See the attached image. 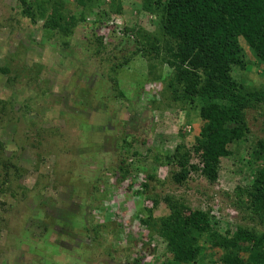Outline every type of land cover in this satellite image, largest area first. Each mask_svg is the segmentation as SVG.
I'll use <instances>...</instances> for the list:
<instances>
[{
    "label": "rangeland",
    "instance_id": "obj_1",
    "mask_svg": "<svg viewBox=\"0 0 264 264\" xmlns=\"http://www.w3.org/2000/svg\"><path fill=\"white\" fill-rule=\"evenodd\" d=\"M113 1L118 2L102 0L96 16H88L70 40L61 42L42 29L43 22L26 18L18 0H0V70L8 71L0 72V160H8L11 180L9 189H0V264L169 262L164 242L150 239L138 222L145 204L134 191L147 176L156 180L151 186L160 201L153 217L167 215L162 199L168 195L192 209H210L212 227L222 236H232L238 227L264 233L261 223L233 209L230 198L236 187L250 188L264 167L251 162L255 143L264 141V107L247 111L249 134L227 147L232 155L219 160L216 184L192 173L183 186L173 185L168 178L173 167L164 158L181 148L200 168L194 149L204 122L193 104L173 102L164 84L151 80L146 60L131 57L134 41L119 44L120 29L157 36L158 0H119L120 14L104 16ZM65 10L80 17L70 1ZM96 27L101 35L109 33L100 54L90 40ZM125 58L129 63L116 69ZM161 69L162 78L171 72ZM261 70L251 69L249 84H264ZM79 116L84 120L73 125L72 117ZM123 164L131 176L117 184ZM86 181L94 182L92 189L82 185ZM205 249L199 264H218L221 252Z\"/></svg>",
    "mask_w": 264,
    "mask_h": 264
},
{
    "label": "trees",
    "instance_id": "obj_2",
    "mask_svg": "<svg viewBox=\"0 0 264 264\" xmlns=\"http://www.w3.org/2000/svg\"><path fill=\"white\" fill-rule=\"evenodd\" d=\"M68 1L80 10L79 18L65 10ZM101 1L18 0L26 18L32 22H43L42 29L59 35L61 42L64 39L70 40L79 24L86 23L88 16H96ZM157 2L162 19L157 27V36L120 29L122 34H118L119 44L124 41L131 44L134 41L135 50L131 57L140 56L146 60L151 80L161 81L173 102L193 104L204 122L194 149L200 154L201 167L191 165L189 153L176 148L172 157L164 158V164L173 167L168 172L170 182L183 186L190 174L198 173L208 183L216 184L219 160L232 155L227 147L238 144L249 134L247 111L264 107V84H249L247 77L252 68L258 70L262 66L259 76L264 82V0ZM114 3L113 1L109 5L110 11L104 16L120 14V1ZM101 16L104 17L103 14ZM99 23L102 24V20ZM105 27L108 29L107 25ZM98 31L96 27V33L90 37V40L97 43L95 54L104 51L103 44L109 34L106 31V35H101ZM140 35L142 42L139 40ZM240 40L245 43L248 54L241 47ZM60 45L62 46L61 43ZM68 49L69 47L64 51ZM129 60L130 58H125L116 69L129 63ZM163 66L168 67L171 72L162 78ZM0 72L8 74L6 70L4 73L2 70ZM259 83L261 82L258 81L257 84ZM85 97H79L82 104L89 101ZM5 107L6 105L3 108ZM80 120H84L82 116L72 117L73 125H78ZM22 133L17 136L20 143L23 140ZM126 141L125 147H129ZM255 144L251 162H264V141L259 140ZM8 163V160H0L1 190L8 188L11 181ZM118 169L120 174L116 175V183L129 181L131 173L128 167L123 164ZM129 183L130 186L133 184ZM153 183H156L154 177L147 176L140 190L134 191V195L142 205L143 202L145 204V208L137 213L139 217L142 216L138 219L139 224L148 231L150 239L153 236L161 239L171 256L170 261L164 264H199L204 261L202 252L206 251V247L221 252L218 264H264V233L257 227H238L232 236H222L212 227L214 219L210 215V209H192L181 199L168 195L162 199L167 215L153 217L160 202L153 195ZM82 185L88 190L93 188L94 182L86 181ZM232 195L231 204L238 214L264 226V167L255 172L250 188L236 187ZM225 196L229 198L230 195ZM149 202L151 205L148 207ZM103 227L106 226L101 225L100 228ZM93 231L96 236V227ZM134 264H139V260L135 259ZM141 264H144L143 261Z\"/></svg>",
    "mask_w": 264,
    "mask_h": 264
}]
</instances>
